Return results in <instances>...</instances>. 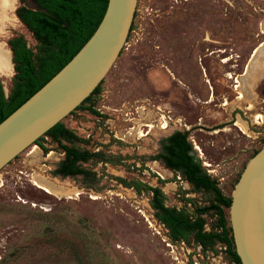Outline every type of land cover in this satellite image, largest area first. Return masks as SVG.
<instances>
[{"label":"rangeland","instance_id":"374dc122","mask_svg":"<svg viewBox=\"0 0 264 264\" xmlns=\"http://www.w3.org/2000/svg\"><path fill=\"white\" fill-rule=\"evenodd\" d=\"M18 5L0 0L4 95L13 76L6 41L20 36L32 53L37 46L14 16ZM263 85L264 0H136L119 56L60 121L71 132L63 145L94 154L77 163L85 173L53 175L63 153L48 136L38 142L45 153L29 146L0 170V264H233L220 243L202 250L172 240L143 188H159L166 207L214 230L213 214L193 211L213 195L150 158L162 139L187 131L203 171L229 198L264 146Z\"/></svg>","mask_w":264,"mask_h":264},{"label":"trees","instance_id":"16d2710c","mask_svg":"<svg viewBox=\"0 0 264 264\" xmlns=\"http://www.w3.org/2000/svg\"><path fill=\"white\" fill-rule=\"evenodd\" d=\"M33 2L35 8H29L23 5V0H19V5L14 10L16 19L30 33L37 46L35 53H32L20 36L11 37L6 41L13 76L6 97L0 82V122L55 75L82 47L100 22L107 0H33ZM97 89L98 86L75 109L81 108ZM260 93L264 97V85ZM83 109L90 114L98 115L92 106ZM187 135V131H176L165 137L161 140L160 151L150 159L158 160L166 168L179 172L195 190L213 195L208 205L193 211L198 216L213 214L214 230H204L201 218L193 219L183 210L166 207L160 189L145 186L143 189L150 195L149 207L154 211L156 221L163 225L172 240L186 242L190 238L192 243L200 246L202 250H211L215 243H220L225 247V255L229 261L240 264L222 209L223 207L228 209L230 199L221 194L216 181L203 171L187 140ZM43 136H48L54 141L63 153V159L52 172L53 175L67 177L85 173L77 163L86 161L94 154L63 145L60 137H70L71 132L61 122L50 128ZM43 136L39 137L34 145L45 153V148L38 143Z\"/></svg>","mask_w":264,"mask_h":264},{"label":"water","instance_id":"95a60500","mask_svg":"<svg viewBox=\"0 0 264 264\" xmlns=\"http://www.w3.org/2000/svg\"><path fill=\"white\" fill-rule=\"evenodd\" d=\"M135 5L136 0H107L100 22L82 47L0 122V170L100 84L127 41ZM229 199V229L239 263L264 264V146L244 165Z\"/></svg>","mask_w":264,"mask_h":264},{"label":"bare ground","instance_id":"6f19581e","mask_svg":"<svg viewBox=\"0 0 264 264\" xmlns=\"http://www.w3.org/2000/svg\"><path fill=\"white\" fill-rule=\"evenodd\" d=\"M0 64L2 65V67L6 68L7 64L6 61L4 59L0 60ZM37 186V185H36Z\"/></svg>","mask_w":264,"mask_h":264},{"label":"flooded vegetation","instance_id":"af4514ba","mask_svg":"<svg viewBox=\"0 0 264 264\" xmlns=\"http://www.w3.org/2000/svg\"><path fill=\"white\" fill-rule=\"evenodd\" d=\"M15 16V15H14ZM16 18V17H15ZM18 21V20H17ZM10 52V51H9ZM10 60H11V56H10ZM12 64V63H11ZM179 132H183V131H179ZM160 224V223H159ZM161 225V224H160ZM163 227V225H161ZM164 228V227H163ZM200 247V246H199Z\"/></svg>","mask_w":264,"mask_h":264},{"label":"built area","instance_id":"2783aa9c","mask_svg":"<svg viewBox=\"0 0 264 264\" xmlns=\"http://www.w3.org/2000/svg\"><path fill=\"white\" fill-rule=\"evenodd\" d=\"M193 264H195V263H193Z\"/></svg>","mask_w":264,"mask_h":264}]
</instances>
